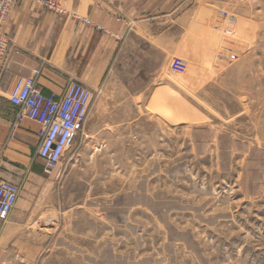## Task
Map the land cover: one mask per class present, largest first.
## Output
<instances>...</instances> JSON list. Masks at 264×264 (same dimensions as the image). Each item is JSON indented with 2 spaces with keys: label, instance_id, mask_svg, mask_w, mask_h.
I'll list each match as a JSON object with an SVG mask.
<instances>
[{
  "label": "rangeland",
  "instance_id": "1",
  "mask_svg": "<svg viewBox=\"0 0 264 264\" xmlns=\"http://www.w3.org/2000/svg\"><path fill=\"white\" fill-rule=\"evenodd\" d=\"M91 84L0 264H264V0L133 23Z\"/></svg>",
  "mask_w": 264,
  "mask_h": 264
},
{
  "label": "crops",
  "instance_id": "2",
  "mask_svg": "<svg viewBox=\"0 0 264 264\" xmlns=\"http://www.w3.org/2000/svg\"><path fill=\"white\" fill-rule=\"evenodd\" d=\"M61 1L64 13L16 0L1 27L9 40V50L0 71V180L22 186L2 232L6 227L16 230L36 218L38 222L51 207L49 200L31 199L30 191L47 189L42 182H36L43 179L36 156L39 125L17 114V108L8 101L15 77L35 74L37 84L49 97L61 95L69 80L93 88L98 62L101 58H115L131 24L170 16L183 0Z\"/></svg>",
  "mask_w": 264,
  "mask_h": 264
},
{
  "label": "built area",
  "instance_id": "3",
  "mask_svg": "<svg viewBox=\"0 0 264 264\" xmlns=\"http://www.w3.org/2000/svg\"><path fill=\"white\" fill-rule=\"evenodd\" d=\"M16 0H0V71L4 66L9 40L1 27ZM57 13H64L61 0H27ZM8 101L17 108V114L36 121L37 158L42 172L50 175L61 161L75 134L81 129L90 108L92 91L84 83L69 80L61 95L46 96L36 82L35 74L17 76L8 93ZM19 186L0 180V222L5 223L16 205ZM2 226L0 224V235Z\"/></svg>",
  "mask_w": 264,
  "mask_h": 264
}]
</instances>
